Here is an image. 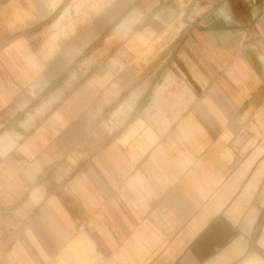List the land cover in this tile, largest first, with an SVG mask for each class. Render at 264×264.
<instances>
[{
	"label": "crops",
	"instance_id": "0c3cea01",
	"mask_svg": "<svg viewBox=\"0 0 264 264\" xmlns=\"http://www.w3.org/2000/svg\"><path fill=\"white\" fill-rule=\"evenodd\" d=\"M263 191L264 0H0V264H243Z\"/></svg>",
	"mask_w": 264,
	"mask_h": 264
},
{
	"label": "rangeland",
	"instance_id": "374dc122",
	"mask_svg": "<svg viewBox=\"0 0 264 264\" xmlns=\"http://www.w3.org/2000/svg\"><path fill=\"white\" fill-rule=\"evenodd\" d=\"M257 205L258 209L255 210L259 211V216L257 225L253 232L255 253L243 264H264V191L262 195L259 196Z\"/></svg>",
	"mask_w": 264,
	"mask_h": 264
}]
</instances>
